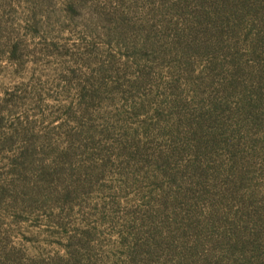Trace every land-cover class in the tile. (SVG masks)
<instances>
[{"label":"rangeland","instance_id":"rangeland-1","mask_svg":"<svg viewBox=\"0 0 264 264\" xmlns=\"http://www.w3.org/2000/svg\"><path fill=\"white\" fill-rule=\"evenodd\" d=\"M0 264H264V0H0Z\"/></svg>","mask_w":264,"mask_h":264}]
</instances>
